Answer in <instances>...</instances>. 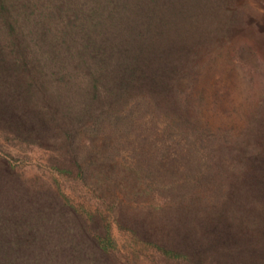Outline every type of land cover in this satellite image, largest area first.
Masks as SVG:
<instances>
[{
	"label": "trees",
	"instance_id": "trees-1",
	"mask_svg": "<svg viewBox=\"0 0 264 264\" xmlns=\"http://www.w3.org/2000/svg\"><path fill=\"white\" fill-rule=\"evenodd\" d=\"M209 3L0 0V44L6 39L13 48L28 47L21 38H28L29 43L40 35L47 38L40 51L33 52L32 47L16 51L14 71L23 72L27 87L40 89L41 78L63 70L62 89L47 91L63 92L68 103L77 96L80 103L79 113L60 115L49 129L53 140L62 144L58 166L69 175L79 174L97 192L99 204L106 208L105 200L116 211L108 220L98 209L82 210L80 264H113L110 258L116 250L112 246L110 251L105 241L111 239L114 222L144 240V224L169 220L165 214L174 208L175 178L181 172L176 166L180 159L177 149L183 145L180 134L189 137V130H195L199 140L208 135L203 127L196 131L190 126L188 109L193 105L181 82L203 67L199 58L209 52ZM4 56L0 48L2 63ZM42 58L54 62L57 70L40 71ZM255 119L251 117L252 125ZM239 149L248 152L249 144L245 141L236 151ZM234 159L227 169H234L238 162ZM55 197L46 210L55 225L62 223V217L79 214L63 193ZM38 227L48 228L38 224L35 229ZM147 227L151 232L154 225ZM45 234L41 247L54 249L61 242L50 239L48 231Z\"/></svg>",
	"mask_w": 264,
	"mask_h": 264
},
{
	"label": "rangeland",
	"instance_id": "rangeland-1",
	"mask_svg": "<svg viewBox=\"0 0 264 264\" xmlns=\"http://www.w3.org/2000/svg\"><path fill=\"white\" fill-rule=\"evenodd\" d=\"M207 19L210 46L199 58L203 67L181 82L193 105L185 118L196 131L203 127L207 138L199 140L195 130L189 137L180 134L176 166L181 172L175 178L174 208L165 214L169 220L144 224V240L112 224L105 243L116 250L113 264H186L191 250L212 240L217 221L264 219V0H210ZM21 39L28 47L13 48L6 39L0 44L7 57L0 62V264H80L82 210L98 209L108 220L116 211L105 200L106 208L101 206L79 174L58 166L62 144L49 129L60 115L79 113L80 103L77 96L68 103L63 92L47 91L62 89L63 70L42 76L40 89L27 87L23 72L14 71L13 57L30 47L40 51L47 38ZM49 68L57 70L43 59L39 70ZM245 141L249 151H236ZM234 157L237 164L227 169ZM60 193L79 214L55 225L46 210ZM36 224L48 228L35 229ZM147 225H154L151 232ZM47 231L50 239L61 241L54 249L39 245Z\"/></svg>",
	"mask_w": 264,
	"mask_h": 264
},
{
	"label": "crops",
	"instance_id": "crops-1",
	"mask_svg": "<svg viewBox=\"0 0 264 264\" xmlns=\"http://www.w3.org/2000/svg\"><path fill=\"white\" fill-rule=\"evenodd\" d=\"M216 223L212 240L191 250L186 264H264V219Z\"/></svg>",
	"mask_w": 264,
	"mask_h": 264
}]
</instances>
